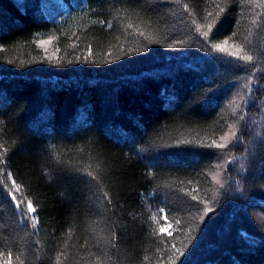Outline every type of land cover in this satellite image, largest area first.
<instances>
[{"label":"trees","instance_id":"1","mask_svg":"<svg viewBox=\"0 0 264 264\" xmlns=\"http://www.w3.org/2000/svg\"><path fill=\"white\" fill-rule=\"evenodd\" d=\"M0 264H264V0H0Z\"/></svg>","mask_w":264,"mask_h":264},{"label":"snow or ice","instance_id":"2","mask_svg":"<svg viewBox=\"0 0 264 264\" xmlns=\"http://www.w3.org/2000/svg\"><path fill=\"white\" fill-rule=\"evenodd\" d=\"M221 11H223V9H221ZM208 27H209V31L203 32L202 35H203L204 37L209 38V39H208V43L211 44L210 33H211V30H212V28H213L214 26H213L212 24H209ZM41 43H42V44H47V43H49V41H41ZM225 43H227V42H225ZM173 46H174L173 44H169V45H168V47H170V48L173 47ZM211 47H212V48H215V49H217V50H219V51H221V52H223V51L225 50L224 47H223L221 44H214V45H211ZM230 54H231V53H230ZM239 59L244 60V61H251L253 58H252V56H250V55H243V56H239ZM235 135H236V132L233 130V131H231V133H226L224 136H222V137H221V140L224 141V144H227V142H228L233 136H235ZM218 146H219V147H223L224 145L221 144V145H218ZM10 175H11V174H9V177H10ZM219 176H220V173L217 172V173L212 177V179H213L217 184L220 182V180H219ZM9 195H12V196H13V199H15V196L13 195L12 192H9ZM214 195H215V194H214ZM192 199H193V200H196L197 197H196L195 195H193ZM27 211H28V213H35L36 209L33 207L32 202H28V204H27ZM161 211H163V209H161ZM204 211H205V215H206L207 213L212 212L213 209H212L211 207H209V208H206ZM200 218H201V220H203V219H205V216H201ZM160 232H161V233H168L169 235H171V233L168 231V228H167V227H161V228H160Z\"/></svg>","mask_w":264,"mask_h":264},{"label":"clouds","instance_id":"3","mask_svg":"<svg viewBox=\"0 0 264 264\" xmlns=\"http://www.w3.org/2000/svg\"><path fill=\"white\" fill-rule=\"evenodd\" d=\"M219 186L222 188L224 185H223V183L220 181L219 183Z\"/></svg>","mask_w":264,"mask_h":264}]
</instances>
